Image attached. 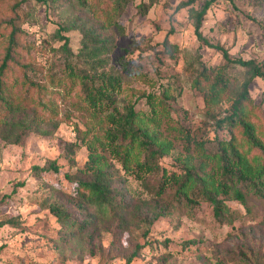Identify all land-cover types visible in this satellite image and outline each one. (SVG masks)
<instances>
[{"label": "rangeland", "instance_id": "374dc122", "mask_svg": "<svg viewBox=\"0 0 264 264\" xmlns=\"http://www.w3.org/2000/svg\"><path fill=\"white\" fill-rule=\"evenodd\" d=\"M205 1L131 0L118 13L117 0H0V64L9 21L18 13L20 58L39 67L37 73L29 71L37 82L31 89L33 112L42 126L57 124L51 134L32 132L21 144L0 138V264H264V197L245 189V202L233 192L221 194L230 219L219 221L203 197L194 205L186 196L179 200L176 184H169L160 198L150 193L132 171L135 161L125 167L110 143L112 117L133 107L139 123L169 144L160 161L168 174L183 175L202 165L209 178L218 180V161L206 154L233 135L245 142L251 159L263 156L247 144L241 129L231 133L218 124L250 80L247 109L264 142V80L199 39L194 10ZM141 2L147 4L145 13ZM79 26L93 29L104 41L100 72L122 81L115 103L100 112L91 109L81 87L64 71L68 57L83 67L88 50ZM201 31L227 48L232 59H252L264 69V0H216ZM60 34L69 37L71 52L64 50ZM166 37L173 56L165 50ZM7 76L11 85L25 80L15 63ZM74 142L80 146L71 163L64 150ZM89 146L115 175L122 207L100 209L93 226L78 229L60 221L48 206L60 200L72 208L75 183L64 173L77 169L72 164L89 161ZM54 161L60 173H35L34 166ZM157 202L162 211L155 217ZM121 213L125 223H120ZM74 214L85 220L80 211Z\"/></svg>", "mask_w": 264, "mask_h": 264}, {"label": "trees", "instance_id": "16d2710c", "mask_svg": "<svg viewBox=\"0 0 264 264\" xmlns=\"http://www.w3.org/2000/svg\"><path fill=\"white\" fill-rule=\"evenodd\" d=\"M80 1L83 4L86 3V0ZM130 1L117 0L116 10L118 13ZM214 1L216 0H206L200 9L194 10L195 28L199 39L207 45L221 50L227 61H234L249 67L252 77H260L264 80V69L261 65L252 59H232L227 48L210 42L203 35L201 27ZM188 2L193 4L195 0H188ZM139 8L141 12L145 13L147 4L141 2ZM20 17L18 13H15V16L9 21L12 29L8 36L4 58L0 64V108L5 111L0 117V138L5 142L15 144L23 143L32 132L51 134L57 126L56 122L52 124V128L42 126L37 112H33L32 105L36 102L32 97L31 89L37 86V82L31 80L29 71L37 73L39 67L20 58L21 55L18 52L19 36L22 34L23 29L16 24ZM79 27L84 32L83 48L88 50L82 60L83 67L79 66L72 57H68L64 62V71L67 73V78L81 87L84 99L91 109L94 112H100V110H105L115 103V95L117 90L120 89L122 81L121 77L116 74L100 72V69L104 66L100 64L98 56L104 41L93 29ZM60 37L65 39L64 50L71 52L69 37L62 34H60ZM164 44L166 46L165 50L173 56V47L170 45L168 37H166ZM91 45L93 46L91 47ZM23 57L25 56L23 55ZM13 63L24 70L25 80L11 85L7 73ZM53 81L54 84L57 83L56 79H53ZM249 87L250 80H247L243 84V90L227 109L228 114L220 119L218 124L227 128L231 133L241 129L247 144L249 143L251 147L258 148L263 156L258 155L251 159L249 150L243 145L245 142H239L234 135L229 140H218L213 154H206L218 161L221 169V171H218L220 173L218 180L209 178L202 165L198 168H187L183 175L168 174L167 170L161 166L160 161L168 151L169 144L163 142L158 135L139 123L137 113L133 107L129 109L126 115L112 117L115 124L114 130L110 133V143L115 144L112 151L121 157L125 167H131L129 163L135 161L132 170L135 176L142 180L147 190L158 198L162 197L169 184H176L178 188L175 193L179 200L186 196L187 201L194 205L196 198L203 197L213 205L216 218L222 222L226 221L230 219L226 214L228 206L224 199L220 197L221 194L228 195L233 192L234 197L241 202H245V192L243 191L245 189L264 197V142L258 137L256 126L250 121V114L247 109V103L251 99ZM218 91L217 89L215 94H218ZM215 94L212 96H215ZM153 116L155 115L153 114ZM79 146V142H74L64 150L71 163H74L72 155ZM89 148V161L80 167L72 164V167H77V169L74 172L67 171L64 173L66 179L75 183V192L69 196L72 208L60 200H55L48 206L49 211L60 221L78 229L93 226L94 219L100 215V209L122 207L117 198L116 188L113 186L115 175L100 165V155L95 154L90 146ZM139 155H143V157L140 158ZM260 157L263 160H260ZM33 169L38 174L43 172L58 174L61 167L54 161L45 166L36 165ZM161 208V203L157 202L155 209H159V212L155 217L160 215ZM75 210L83 213L84 221L75 216ZM119 220L120 223H125L126 219L123 213L119 214ZM134 255L135 252L129 257V262Z\"/></svg>", "mask_w": 264, "mask_h": 264}]
</instances>
